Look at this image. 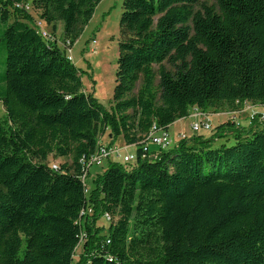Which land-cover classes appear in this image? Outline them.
Instances as JSON below:
<instances>
[{"label": "trees", "instance_id": "trees-1", "mask_svg": "<svg viewBox=\"0 0 264 264\" xmlns=\"http://www.w3.org/2000/svg\"><path fill=\"white\" fill-rule=\"evenodd\" d=\"M25 1L0 0V264H264L259 113L247 127L227 121L145 148L152 127L168 132L190 109L264 107V0H122L108 111L64 50L102 0L31 1L54 37L62 24L63 49L35 34L15 8ZM104 133L134 147L136 162L105 163L87 189L82 161ZM49 156L70 164L54 170Z\"/></svg>", "mask_w": 264, "mask_h": 264}, {"label": "rangeland", "instance_id": "rangeland-1", "mask_svg": "<svg viewBox=\"0 0 264 264\" xmlns=\"http://www.w3.org/2000/svg\"><path fill=\"white\" fill-rule=\"evenodd\" d=\"M32 0H26L24 4L30 6V14L34 18L37 19V13L32 9L31 6ZM203 3L210 6L213 5L212 0H203ZM121 5L122 0H102L96 7L92 19L88 23V25L84 28L82 34L78 38V40L74 43L72 48H64L68 59L74 65L76 70L79 73L81 85L83 88V92L85 94H90L92 99L100 105L103 109L109 110L112 105V93L114 88L115 81V71H116V61L118 56V43L120 40V32H119V19L121 16ZM200 6H196L195 10L199 9ZM49 31L50 28H48ZM62 34V24L58 23L56 25L55 38L57 41V46L60 49H63L64 45L61 41ZM5 57V54L2 51L0 45V75L3 74L4 68L2 65V61ZM165 68L171 70V67L167 64H164ZM156 70V67H154ZM139 87V83L137 84V88ZM264 111V107H261ZM240 117V116H239ZM4 118V110L2 105L0 104V121ZM230 119V116L228 117ZM186 120V121H185ZM181 121V123H177L175 127L171 129V134L173 132L175 134L177 132L182 131L183 125H187L192 123L195 119L186 118ZM218 119L214 117H210L211 129L215 128L217 125ZM220 121V120H219ZM238 122V120H237ZM211 132H205L204 135L208 136ZM159 136V134H157ZM103 136V134H102ZM180 134H178L179 138ZM170 137V136H169ZM101 145L109 146V140L105 136L104 138L100 137L99 140ZM221 142H216L215 146H218ZM233 142H228V145H232ZM111 146H115L118 148H122L123 155H134L133 148L124 146L122 139L116 138ZM150 149H157L153 144H148ZM69 165V158H55L53 156H49L45 164L51 165ZM123 166V164H121ZM105 166V165H104ZM103 167L91 166L89 168L88 175L86 176L84 183L87 189H91L93 187V178L102 173L104 170ZM96 226L101 229V233L104 234L108 223L101 217V219L96 223ZM85 242V238L81 240L78 248L75 250L74 262H76L77 256L82 252V245Z\"/></svg>", "mask_w": 264, "mask_h": 264}, {"label": "built area", "instance_id": "built-area-1", "mask_svg": "<svg viewBox=\"0 0 264 264\" xmlns=\"http://www.w3.org/2000/svg\"><path fill=\"white\" fill-rule=\"evenodd\" d=\"M15 8L30 13V6L24 3L15 5ZM33 30L35 34L39 36L46 43L48 44L57 43L56 38L51 34V31L48 30V27L44 24L43 21L39 19L34 20ZM241 111L243 113H248L247 118L249 120H252L253 117L256 116L257 114V112H255L253 108L247 103L243 105ZM191 115L195 119L189 126L191 136L202 132L212 131L211 125L208 121L207 113L199 111L198 109H193ZM236 115H237L236 113L230 114L229 115L230 119L228 121H232L236 125H239L236 122ZM258 121L264 122V114H259ZM157 134H159V136ZM186 138L189 137H187L185 134H181L179 136V139H186ZM148 144H153L158 148L159 151H162L170 148L171 140L168 132L157 131V129L152 127L147 136V144L145 148L147 147ZM121 152H122V148H118L115 146L100 145L97 151L88 159V161L86 162L82 161V164H84L89 169L91 166L103 167L104 164L107 162L119 163V164H127V163L133 164L134 162H136V157L134 155H123ZM156 156L157 153L147 154V155H142L141 159L143 160L147 157L155 158ZM51 167L54 170L57 169L56 164H52ZM87 175L88 173L86 171L81 178L83 182ZM102 217L107 223L110 222V217L107 214H104Z\"/></svg>", "mask_w": 264, "mask_h": 264}, {"label": "crops", "instance_id": "crops-1", "mask_svg": "<svg viewBox=\"0 0 264 264\" xmlns=\"http://www.w3.org/2000/svg\"><path fill=\"white\" fill-rule=\"evenodd\" d=\"M252 108H253V110L255 111V112H257V113H259V114H264V111L261 109V107H254V106H251ZM192 111H193V109H190V111H189V116L188 117H186V118H193L192 117ZM207 114H208V121H209V123H210V125H211V122H210V117L212 116V117H214V118H217L218 119V123H217V125L215 126V127H217V126H219V125H221V124H223V123H225V122H227L229 119H228V117H229V115L230 114H228V112H219V113H211V112H207ZM247 115H248V113H243L242 111H240L239 112V114H237L236 115V122H237V120H238V124L240 125V126H242V127H247L248 125H249V123H250V120L247 118ZM240 116V117H239ZM185 118V119H186ZM185 119H181V120H178V121H176L175 123H173L169 128H168V133L171 131V129L173 128V126L175 127V125L177 124V123H181V121H183V120H185ZM194 119V118H193ZM220 120V121H219ZM186 121V120H185ZM193 122V121H192ZM183 130L182 131H180V132H177L176 134H175V132H173L172 133V135H169L170 136V140H171V146H174V145H176V143L178 142V140H179V138H178V134H185V135H187V136H189L190 137V131H189V124H185V125H183V128H182ZM214 129V128H213ZM170 134H171V132H170ZM106 136V133H104L103 134V136H102V138H104ZM205 136V135H204ZM125 146V145H124ZM127 146H125V148H126ZM131 149L133 148V152H134V150H135V148L134 147H130ZM148 151L150 152V153H152V152H155V151H157V149H150V147H148Z\"/></svg>", "mask_w": 264, "mask_h": 264}]
</instances>
